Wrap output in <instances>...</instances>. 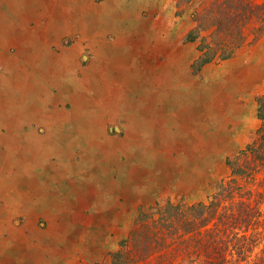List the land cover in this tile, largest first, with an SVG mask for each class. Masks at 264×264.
Segmentation results:
<instances>
[{"label":"rangeland","instance_id":"1","mask_svg":"<svg viewBox=\"0 0 264 264\" xmlns=\"http://www.w3.org/2000/svg\"><path fill=\"white\" fill-rule=\"evenodd\" d=\"M59 1L63 38L56 48L47 47L48 37L56 44L59 32L35 14L42 5L47 19L48 0L2 4L20 39L37 30L41 40L39 54L20 65L27 91L60 73H50L46 61L63 50V104L46 108L37 96H24L23 86L0 89L8 103L0 118V183H16L13 196L0 194V264H111L139 214L207 201L230 178L228 160L260 126L264 32L229 59L199 67L198 44L185 40L191 5ZM105 14L112 15L109 26L97 20ZM16 53L10 48L5 56ZM11 107L23 114L11 116ZM43 107L63 113V122H53L63 124L61 135L31 114Z\"/></svg>","mask_w":264,"mask_h":264},{"label":"trees","instance_id":"2","mask_svg":"<svg viewBox=\"0 0 264 264\" xmlns=\"http://www.w3.org/2000/svg\"><path fill=\"white\" fill-rule=\"evenodd\" d=\"M191 5L199 67L227 60L264 32V0H176ZM260 126L229 159L230 178L205 202L166 203L141 213L111 264H264V96L257 101Z\"/></svg>","mask_w":264,"mask_h":264},{"label":"crops","instance_id":"3","mask_svg":"<svg viewBox=\"0 0 264 264\" xmlns=\"http://www.w3.org/2000/svg\"><path fill=\"white\" fill-rule=\"evenodd\" d=\"M54 2L55 1H53V0H48L47 7L44 8L45 14L46 15L48 14L46 16L47 19L42 14V10L44 7L42 5H39V7H36V10L38 13L35 12V14H38V20L39 21L43 20V21L47 22L44 27H46L48 24L51 26L54 25L53 27L56 29V31L59 32V33H57V35L53 36L55 39H57L55 41L56 44L51 43V41L53 39L51 37V35H49V37H48L49 44L47 45V47L50 45V46H53L56 48V47H58L57 45L61 43L62 38H63V10H62L63 7H62V1L56 0L55 5H57L56 6L57 8H56V10L53 11L52 7H53ZM1 8L3 9V11L0 12V26L3 29H7L6 30L7 34L4 35L2 33L3 29L0 28V66H2V68H3V72L0 71V78H1L0 79V89L12 90V89H16L20 86H23V95L24 96H26V95L37 96L38 99L43 100L45 102L46 108L49 107L50 105H54V104H63V66L60 64L61 62H59L57 60L58 57L63 54V50H59V53L56 56L50 55L48 61H46L47 65L48 64L50 65V67H49V70H51L50 73L53 72L52 70H56V72L60 71V73H58L57 75H56V73L53 74L51 76V78L48 79V81H43L42 84H41V82L35 83V85L37 87L36 88L34 87L33 90H31V91H27L26 85L29 83L26 79L25 73L23 74L24 69L20 65H24L28 61L27 58L30 56V54L31 55H36V54L38 55L39 54V51H41L39 49L40 44H41L40 43L41 40L35 35L38 32L37 30L35 31L34 34H32V36L28 40L20 39L19 38L20 34L16 35L18 28H16V26H15L16 24H14L15 18L9 19V18L4 17L3 12L5 10V6L0 5V9ZM49 11H51V12L49 13ZM49 14H50V16H49ZM9 26H10V28H8ZM12 29L15 30L14 33L11 32ZM23 45H24V47H22ZM10 48H14L17 51V53L14 57L5 56V52L9 51ZM43 53L45 54L44 51H43ZM41 57L42 56H40L38 62L41 63L42 65H44L42 63ZM39 66H41V65H39ZM33 69L35 71V67H33ZM3 74H10L12 77H14L15 78V84L11 85L8 83H3V81H2L3 77H1ZM42 76L43 75H40V77L42 79H44V77H42ZM44 82H46L47 84H44ZM7 104L8 103L6 101L5 94L3 92H0V118L3 117L5 111L8 109ZM46 108L43 107L42 109L35 111L31 114L33 116L41 119L46 127L56 128L53 126V122H56V121L63 122V120L60 118V116L61 117L63 116L62 115L63 113L61 114V112H51V111H48ZM10 110H11L10 111L11 116L23 114V112L17 107H11ZM27 113H29V112H27ZM50 130L52 133L60 134V135L62 134V133L58 132L57 128L56 129H50ZM1 163H3V160L2 161L0 160V164ZM11 179H13V178H11ZM5 180H4L5 181L4 184L11 183L10 180L9 181H7L8 179H5ZM0 184H1L0 185L1 197L2 198H8V197H5L2 193V191L4 190L3 189L4 184L3 183H0Z\"/></svg>","mask_w":264,"mask_h":264},{"label":"bare ground","instance_id":"4","mask_svg":"<svg viewBox=\"0 0 264 264\" xmlns=\"http://www.w3.org/2000/svg\"><path fill=\"white\" fill-rule=\"evenodd\" d=\"M7 1H9V3L11 4V3H14V2H16V0L15 1H11V0H7ZM27 1V3H29L30 4V6L32 5V2L30 3V0H26ZM27 3H26V5H27ZM3 4V0H0V5H2ZM15 4V3H14ZM28 10H32V8H29ZM29 12V11H28ZM32 12H34L33 10H32ZM30 13H31V11H30ZM6 17V16H5ZM112 17V15H110L109 17H108V15L107 14H105L104 16H100V17H97V20L98 21H101L100 23H105L107 26H109V24H107V22L110 20V18ZM7 18V17H6ZM104 25V24H103ZM0 28H2L1 26H0ZM8 28H10V26L8 27ZM3 29V28H2ZM50 29H52V30H55V28L54 27H50ZM59 29V28H58ZM6 30L7 29H3V34L6 32ZM28 63L26 62L24 65H22V66H25V65H27ZM25 68V67H24ZM1 77H3V79H2V81L3 82H5V83H8L9 81H11V80H13L14 79V77H12L10 74H3ZM1 79V78H0ZM14 83H15V81H14ZM13 82L11 83V82H9L8 84H14ZM57 126V130H58V132H60V131H62L63 130V124L61 123V122H57V124H56ZM8 136V135H7ZM55 139V138H54ZM6 146V145H5ZM4 148V147H3ZM20 151V150H19ZM8 153V152H7ZM10 153V152H9ZM19 153V152H18ZM16 155V154H15ZM15 155H14V157H15ZM22 156V155H21ZM28 159V158H27ZM29 160H30V158H29ZM3 161H4V159H3ZM23 161V160H22ZM31 161V160H30ZM10 162V161H9ZM25 162V161H24ZM4 164V163H3ZM17 164V163H16ZM9 165V164H8ZM11 165V164H10ZM20 166H22V165H19V167ZM25 166V165H24ZM18 167V166H17ZM12 168H13V165H12ZM21 168V167H20ZM21 169H23V168H21ZM13 170V169H12ZM4 171V170H3ZM5 171H6V169H5ZM8 171V170H7ZM6 171V172H7ZM9 172V171H8ZM12 172V171H11ZM13 172H15V171H13ZM23 172V171H22ZM18 173V172H17ZM24 175H25V173H24ZM7 177V176H6ZM18 177V176H17ZM19 177H21V176H19ZM8 180L7 181H11V183H9V184H7V185H3V191H2V193H3V195L5 196V197H8V198H10V196H12L14 193H15V189H16V183H15V178H13V179H11V177L9 178H7ZM20 179H22V178H20ZM27 180V179H26ZM6 181V180H5ZM5 181H4V183H5ZM29 182V181H28ZM1 185V184H0ZM20 190V189H19ZM21 192V191H20ZM23 192V191H22ZM1 194V193H0ZM17 195V194H16ZM25 196V195H24ZM20 198H22V197H20ZM23 198H25V197H23ZM6 199V198H5ZM15 199V198H14ZM17 200V199H16ZM23 201V200H22ZM9 204V203H8ZM21 204H24L23 202L21 203ZM20 205V204H19ZM9 206H11V205H9ZM16 206H17V204H16ZM8 207V206H7ZM7 207H5L4 209H6L7 211L6 212H8L9 211V213H10V210H12V208H10V209H8ZM5 211V210H4ZM14 211H15V209H14ZM17 211V210H16ZM15 211V212H16Z\"/></svg>","mask_w":264,"mask_h":264}]
</instances>
